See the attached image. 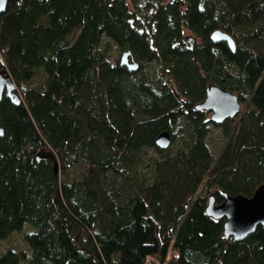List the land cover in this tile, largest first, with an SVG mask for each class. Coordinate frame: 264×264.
Returning <instances> with one entry per match:
<instances>
[{
    "label": "trees",
    "instance_id": "1",
    "mask_svg": "<svg viewBox=\"0 0 264 264\" xmlns=\"http://www.w3.org/2000/svg\"><path fill=\"white\" fill-rule=\"evenodd\" d=\"M0 71V264H264L263 227L205 211L264 183V0H8ZM209 85L237 117L195 109Z\"/></svg>",
    "mask_w": 264,
    "mask_h": 264
},
{
    "label": "water",
    "instance_id": "2",
    "mask_svg": "<svg viewBox=\"0 0 264 264\" xmlns=\"http://www.w3.org/2000/svg\"><path fill=\"white\" fill-rule=\"evenodd\" d=\"M7 1L0 0V14L5 11ZM210 39L215 43L225 41L231 49H234V42L227 34L215 31ZM128 55L129 52L122 55L121 65L127 66L129 70H135L137 66L127 62ZM3 96L14 105L20 104V97L10 76L0 71V100ZM195 109L210 113L209 120L214 124H222L240 114L241 103L237 96L229 90L218 85H209L205 91V98L195 106ZM170 143L168 132L161 133L155 140L156 146L161 149H167ZM53 169L57 172V163L54 164ZM205 211L209 217L223 221V234L226 238L241 241L252 234L258 226L264 228V183L254 191L250 198L224 194L223 201L216 204L212 195L208 199Z\"/></svg>",
    "mask_w": 264,
    "mask_h": 264
},
{
    "label": "rangeland",
    "instance_id": "3",
    "mask_svg": "<svg viewBox=\"0 0 264 264\" xmlns=\"http://www.w3.org/2000/svg\"><path fill=\"white\" fill-rule=\"evenodd\" d=\"M186 36H187V39H191L190 38V35L189 34H186ZM189 43H190V41H189ZM241 109H242V105H241ZM208 116L210 117V113L208 114ZM218 136V132L217 131H214V142L215 143H213V145H216V144H220L219 143V139L217 138L216 139V137ZM210 196H212V195H209V197ZM18 238L17 237H13V238H10V239H8V240H6V241H1L0 242V250L1 249H5L6 247H10L11 246V243H15V241L17 240ZM172 257V254H169L168 255V257H167V259H166V262L170 259ZM150 264H161L157 259H153V260H151V263ZM164 264H167V263H164Z\"/></svg>",
    "mask_w": 264,
    "mask_h": 264
},
{
    "label": "flooded vegetation",
    "instance_id": "4",
    "mask_svg": "<svg viewBox=\"0 0 264 264\" xmlns=\"http://www.w3.org/2000/svg\"><path fill=\"white\" fill-rule=\"evenodd\" d=\"M216 204H218V203H216Z\"/></svg>",
    "mask_w": 264,
    "mask_h": 264
}]
</instances>
